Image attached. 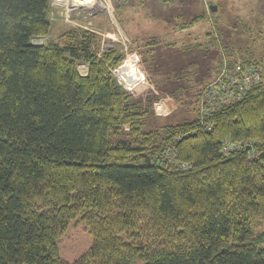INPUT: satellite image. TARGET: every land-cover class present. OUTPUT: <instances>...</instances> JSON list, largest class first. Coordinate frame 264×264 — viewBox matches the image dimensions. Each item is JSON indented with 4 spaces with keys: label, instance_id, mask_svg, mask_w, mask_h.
Masks as SVG:
<instances>
[{
    "label": "trees",
    "instance_id": "obj_1",
    "mask_svg": "<svg viewBox=\"0 0 264 264\" xmlns=\"http://www.w3.org/2000/svg\"><path fill=\"white\" fill-rule=\"evenodd\" d=\"M50 14L0 0V264H264L260 62L224 45L211 81L226 56L229 74L258 72L249 88L146 130L112 72L122 50L98 55L83 28L49 38ZM76 218L94 241L68 262L57 240Z\"/></svg>",
    "mask_w": 264,
    "mask_h": 264
},
{
    "label": "rangeland",
    "instance_id": "obj_2",
    "mask_svg": "<svg viewBox=\"0 0 264 264\" xmlns=\"http://www.w3.org/2000/svg\"><path fill=\"white\" fill-rule=\"evenodd\" d=\"M50 1L49 38L56 39L71 28H83L100 37L98 55L112 47L122 50L125 64L120 73L136 76L137 83L124 86L116 68L112 72L130 93V101H140L147 110L143 114L146 130L197 116L219 66V56L225 53L224 45L260 62L256 67L264 76V0L76 2L80 5L72 4L73 0ZM210 6L216 9L211 11ZM44 41L39 37L36 42ZM223 60L225 66L226 56ZM86 65L78 64L79 73L84 74ZM173 92L181 95L176 98ZM93 241L85 222L73 219L57 240L59 256L72 262Z\"/></svg>",
    "mask_w": 264,
    "mask_h": 264
},
{
    "label": "built area",
    "instance_id": "obj_3",
    "mask_svg": "<svg viewBox=\"0 0 264 264\" xmlns=\"http://www.w3.org/2000/svg\"><path fill=\"white\" fill-rule=\"evenodd\" d=\"M58 1V0H57ZM227 65H225L215 80L209 84L205 100L209 103V106H203L202 110L209 111L212 105L219 104L223 101H227L229 98L239 96L243 91L249 88L251 78L257 76L256 71L248 69L244 76H235ZM208 108V109H206Z\"/></svg>",
    "mask_w": 264,
    "mask_h": 264
},
{
    "label": "water",
    "instance_id": "obj_4",
    "mask_svg": "<svg viewBox=\"0 0 264 264\" xmlns=\"http://www.w3.org/2000/svg\"><path fill=\"white\" fill-rule=\"evenodd\" d=\"M209 9L211 10V11H214L215 9H216V7L215 6H210L209 7ZM124 64L125 63H123V64H121L120 66H118L116 69H115V73L116 74H119L121 71H123V69H124ZM121 74V73H120ZM122 75V83L123 84H127V85H129V86H134L136 83H137V79H136V76L134 77V75H130V74H127V73H122L121 74Z\"/></svg>",
    "mask_w": 264,
    "mask_h": 264
},
{
    "label": "bare ground",
    "instance_id": "obj_5",
    "mask_svg": "<svg viewBox=\"0 0 264 264\" xmlns=\"http://www.w3.org/2000/svg\"><path fill=\"white\" fill-rule=\"evenodd\" d=\"M81 1H83V2H84V0H73V3H72V4H75V5H80L79 3H77V4H76V2H81ZM87 1H90V2H92V1H94V0H87Z\"/></svg>",
    "mask_w": 264,
    "mask_h": 264
},
{
    "label": "crops",
    "instance_id": "obj_6",
    "mask_svg": "<svg viewBox=\"0 0 264 264\" xmlns=\"http://www.w3.org/2000/svg\"><path fill=\"white\" fill-rule=\"evenodd\" d=\"M86 68H87V65H86ZM87 71V70H86ZM86 71L85 72H83L84 74L86 73ZM82 73V72H81Z\"/></svg>",
    "mask_w": 264,
    "mask_h": 264
}]
</instances>
